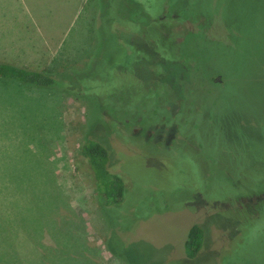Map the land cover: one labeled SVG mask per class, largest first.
<instances>
[{"label":"rangeland","instance_id":"rangeland-1","mask_svg":"<svg viewBox=\"0 0 264 264\" xmlns=\"http://www.w3.org/2000/svg\"><path fill=\"white\" fill-rule=\"evenodd\" d=\"M0 16V62L61 83L0 80V264H264V214L232 182L264 191V0H0ZM86 139L122 203L100 208Z\"/></svg>","mask_w":264,"mask_h":264},{"label":"trees","instance_id":"trees-1","mask_svg":"<svg viewBox=\"0 0 264 264\" xmlns=\"http://www.w3.org/2000/svg\"><path fill=\"white\" fill-rule=\"evenodd\" d=\"M0 80L40 89H59L61 85L56 77L44 70L20 66L11 62H0ZM137 86L132 85L133 88H137ZM79 154L87 162L96 194L100 199V208L104 209L122 203L125 184L118 174L109 169V151L98 141L86 139L80 147ZM203 240L202 228L197 225L191 226L184 242L186 258L196 257L202 249Z\"/></svg>","mask_w":264,"mask_h":264},{"label":"flooded vegetation","instance_id":"flooded-vegetation-1","mask_svg":"<svg viewBox=\"0 0 264 264\" xmlns=\"http://www.w3.org/2000/svg\"><path fill=\"white\" fill-rule=\"evenodd\" d=\"M172 111H173V114H171V117H172L171 123L175 125L176 124L175 107H173ZM226 129H227L226 138L229 139L230 150H232L236 153H239L237 151H241L240 153L243 155V157H246L250 160H256L255 157H250V155L252 154V151L254 152L255 149L259 148L257 146V144H259V143L249 142L248 140H246V138L241 139L237 130L232 125H230L229 127L226 125ZM178 136H180L179 137L180 141L176 143L177 145L175 147H173L174 149L176 148L177 150L180 146L181 147L183 146V141H184L183 137L181 138V135L179 132H178V135L176 137H178ZM253 164H254V167H253L254 172H256L255 175H259L260 174L259 172L264 170V163H262V162L256 163V161H255V162H253ZM262 181H264V180L260 178L259 182H262ZM232 182L234 185H236V183H237L238 189L243 187L247 191H250V193L249 194L246 193L245 196L240 195L239 198L237 199V202L240 201L241 199L247 198L248 201H250V202L253 201V199H255L256 201L254 200V203H256V202L258 203L255 206L253 205L252 210H250L248 212V214H250L249 218L259 216V214H264V205H263L264 204V191L259 193V194H256L254 192V190L252 189V186H253L252 184H249L248 186H246L245 184H241L238 181H232ZM260 201L263 203H260ZM252 204H253V202H252ZM250 206H251V204H250Z\"/></svg>","mask_w":264,"mask_h":264},{"label":"crops","instance_id":"crops-1","mask_svg":"<svg viewBox=\"0 0 264 264\" xmlns=\"http://www.w3.org/2000/svg\"><path fill=\"white\" fill-rule=\"evenodd\" d=\"M1 14L4 15V16H6V13H1ZM7 15H8V14H7ZM0 17H1V16H0ZM3 21L6 22L5 20H1V19H0V22H3Z\"/></svg>","mask_w":264,"mask_h":264}]
</instances>
